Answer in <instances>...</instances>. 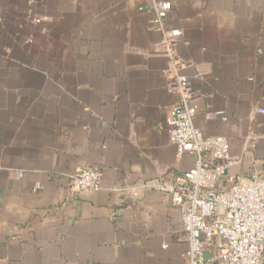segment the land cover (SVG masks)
<instances>
[{
	"label": "crops",
	"instance_id": "obj_1",
	"mask_svg": "<svg viewBox=\"0 0 264 264\" xmlns=\"http://www.w3.org/2000/svg\"><path fill=\"white\" fill-rule=\"evenodd\" d=\"M168 1L194 125L240 159L223 183L264 176V0ZM141 4L0 0V264H187L178 209L130 189L193 160L169 139L178 98ZM86 166L98 191L63 176Z\"/></svg>",
	"mask_w": 264,
	"mask_h": 264
},
{
	"label": "built area",
	"instance_id": "obj_2",
	"mask_svg": "<svg viewBox=\"0 0 264 264\" xmlns=\"http://www.w3.org/2000/svg\"><path fill=\"white\" fill-rule=\"evenodd\" d=\"M170 9L168 0H143L138 6V11L150 14V28L160 34L155 50L167 60L166 87L178 98L165 118L169 139L178 158L188 153L193 160L170 178L130 189L134 194L139 188L157 189L178 209L182 225L178 237L187 241V264H264V176L257 172L249 177L235 175L230 185L223 183L226 170L240 159L229 155L225 137L205 136L194 125L193 102L201 93L185 73L188 63L177 53L180 29L165 25ZM63 176L79 190L101 189V173L92 167Z\"/></svg>",
	"mask_w": 264,
	"mask_h": 264
}]
</instances>
